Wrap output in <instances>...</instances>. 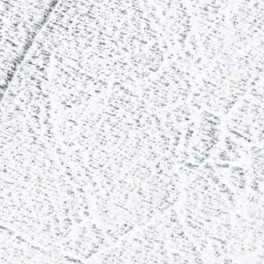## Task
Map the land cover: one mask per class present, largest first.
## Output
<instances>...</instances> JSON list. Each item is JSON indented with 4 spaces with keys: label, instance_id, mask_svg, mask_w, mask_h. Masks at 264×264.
I'll return each mask as SVG.
<instances>
[{
    "label": "snow or ice",
    "instance_id": "snow-or-ice-1",
    "mask_svg": "<svg viewBox=\"0 0 264 264\" xmlns=\"http://www.w3.org/2000/svg\"><path fill=\"white\" fill-rule=\"evenodd\" d=\"M0 264H264V0H0Z\"/></svg>",
    "mask_w": 264,
    "mask_h": 264
}]
</instances>
